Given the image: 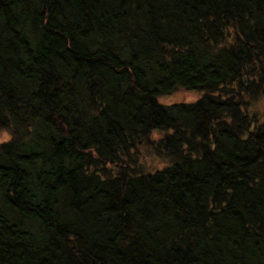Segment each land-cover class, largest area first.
Segmentation results:
<instances>
[{
    "label": "trees",
    "instance_id": "1",
    "mask_svg": "<svg viewBox=\"0 0 264 264\" xmlns=\"http://www.w3.org/2000/svg\"><path fill=\"white\" fill-rule=\"evenodd\" d=\"M263 93L264 0H0V264H264Z\"/></svg>",
    "mask_w": 264,
    "mask_h": 264
},
{
    "label": "rangeland",
    "instance_id": "2",
    "mask_svg": "<svg viewBox=\"0 0 264 264\" xmlns=\"http://www.w3.org/2000/svg\"><path fill=\"white\" fill-rule=\"evenodd\" d=\"M203 95L202 91H190L185 89H178L170 95L160 96L158 98L159 103L163 105H169L174 103H193L198 100ZM247 110L250 113H256L258 117V122L264 121V93L257 99L252 101ZM157 134L154 133V137ZM6 137V138H5ZM10 135L8 132L0 133V143L9 140ZM147 146L140 148V160L141 162L151 171L152 169L159 168L163 166L164 162L160 158L154 156L151 152L148 151Z\"/></svg>",
    "mask_w": 264,
    "mask_h": 264
},
{
    "label": "clouds",
    "instance_id": "3",
    "mask_svg": "<svg viewBox=\"0 0 264 264\" xmlns=\"http://www.w3.org/2000/svg\"><path fill=\"white\" fill-rule=\"evenodd\" d=\"M6 138V137H5Z\"/></svg>",
    "mask_w": 264,
    "mask_h": 264
}]
</instances>
